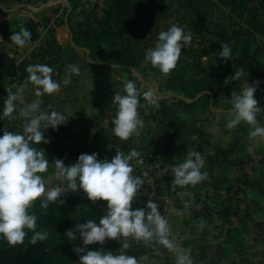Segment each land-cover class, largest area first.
<instances>
[{"label": "crops", "instance_id": "1", "mask_svg": "<svg viewBox=\"0 0 264 264\" xmlns=\"http://www.w3.org/2000/svg\"><path fill=\"white\" fill-rule=\"evenodd\" d=\"M63 1V21L52 26L50 18L60 0H0V112L8 94H17V109L11 119L0 120V133L20 132L30 119L25 115L27 106L39 99V112L68 116L59 127L69 131L72 151L119 149L128 155L135 149L145 166L157 168L155 181L160 184H171L173 167L184 162L190 151H198L207 177L195 186H180L178 193L209 195L218 219L243 194L239 220L245 224L239 226V233L244 240L232 246L246 251L240 264H264V140L250 136L254 127L264 125V80L259 77L264 70V0H106L101 20L95 18L93 8H77L82 0ZM179 24L192 26L198 42L189 52H181L176 67L164 74L144 57L160 31ZM22 28L33 32L30 42L19 47L10 37ZM222 43L232 50L226 62L219 56ZM31 64L53 69L58 93L36 97L26 72ZM69 65L79 72H71ZM242 70L245 76L231 79ZM128 80L138 90L142 126L138 134L121 140L112 131L118 107L114 96L125 94L123 85ZM205 82L217 92L214 106L210 103L184 120L179 117L183 114L173 112L174 120L159 123L162 110H169L178 99L186 101L184 88ZM249 85L257 88L254 95L261 109L257 124L242 121L228 129L231 94ZM148 91L155 104L145 99ZM177 139L180 147L169 146ZM203 227L211 233H222L224 228L206 221ZM201 248L205 255L190 258L196 264H218L227 251L220 240L204 242Z\"/></svg>", "mask_w": 264, "mask_h": 264}, {"label": "clouds", "instance_id": "2", "mask_svg": "<svg viewBox=\"0 0 264 264\" xmlns=\"http://www.w3.org/2000/svg\"><path fill=\"white\" fill-rule=\"evenodd\" d=\"M32 33L27 28L14 32L10 40L17 46L23 47L30 42ZM2 39V37H0ZM190 35L184 34L181 27L172 25L166 31H160L153 48L145 54V62L158 67L164 74L170 73L177 65L181 56L182 42H189ZM222 51L219 56L226 62L232 55V50L227 43L221 44ZM71 72L78 73L79 68L69 65ZM28 79L34 86L36 97L59 92L60 84L52 78L53 69L47 65L31 64L26 68ZM246 73L238 71L231 79H238ZM225 79V84L231 81ZM67 83V81H65ZM257 88L249 85L238 94H231V119L226 123L228 129H234L242 121L250 125L257 124V115L261 109L255 97ZM123 92L114 96V103L118 106L116 117L113 120V133L121 140H128L134 133L138 134L142 121L138 114V90L132 80L124 82ZM145 99L149 103H156V98L151 91L145 92ZM17 94L9 93L4 101L0 120L11 119L17 109ZM41 100H33L27 107L30 119L24 124L23 132L3 131L0 135V238L6 239L11 245L23 243L27 235L26 229L33 230L31 243L48 238L47 232L35 231L37 216L29 214L28 209L39 197H44L41 206L45 209L51 203L63 204V199H58L65 192L63 186H56L46 190L40 173L48 170L49 161L43 151L34 145L41 141L49 143L41 129L51 128L58 130L59 126L66 124L68 116L53 111L51 113L39 112ZM251 137L264 140V125L254 127L250 132ZM140 153L133 149L128 155L118 152L109 159H99L98 153H81L77 160L65 164L63 159L55 160V175L68 182V187L73 191L83 190L87 199L93 205L98 201H106L107 214L99 222L89 219L75 225V230L83 240L85 247L75 248L79 255L80 264H138L135 256L128 255L124 250L130 247L125 242L119 254L103 252L100 249H88L92 244H103L107 239L118 237H131L135 241H142L146 246L153 240L173 251L176 264H193L190 254L185 253L171 239V225L161 215L158 206L153 201H147L145 208H132V201L137 190L143 183L139 176L133 175V166L130 161ZM195 157V159H193ZM205 164L204 158L198 151H190L184 162L173 167L175 179L172 187L177 185L195 186L207 177L201 169ZM182 195V194H181ZM204 221H200L202 228ZM66 235L75 239V232L67 230Z\"/></svg>", "mask_w": 264, "mask_h": 264}, {"label": "trees", "instance_id": "3", "mask_svg": "<svg viewBox=\"0 0 264 264\" xmlns=\"http://www.w3.org/2000/svg\"><path fill=\"white\" fill-rule=\"evenodd\" d=\"M70 5L73 7L72 4ZM65 14L66 12L64 15ZM68 18L66 24L69 31L74 33L73 25L69 22ZM29 30L31 29L29 28ZM31 32L33 31L31 30ZM181 52L187 53L184 49H181ZM259 77L264 80V70L260 73ZM184 91V96L191 99V101L186 102L183 99H178L169 110L161 111L164 118L159 120V123H163L166 120H174V118H172L173 112L183 114L179 117L181 120H184L191 113L196 111L199 112L203 108H208L210 103L213 106L216 104L217 92L207 82L197 84L191 89L184 88ZM23 128L24 126H20L19 128L21 133L23 132ZM2 133L3 132H1L0 135H2ZM39 145L44 148V153L48 157L54 156L56 158L60 156L59 159L66 158L63 154L64 150L62 146L54 141ZM180 145V139L172 141L169 144V146L175 147V149L180 147ZM118 152L122 151L119 149H104L102 152L98 153V158L110 160ZM130 163L133 166V175L139 176L143 181L133 198L132 208H145L147 211H150V209L146 207L147 201H153L157 204L161 215L166 218L165 208L167 202L165 198L160 196L157 186H152L148 183L150 179L155 183L153 170H144V163L136 157L133 158ZM43 199V196L37 198L28 209V212L29 214L37 216V227L35 231L47 232L48 238L45 240H38L35 244H32L31 237L34 233L33 230L29 229L25 230L27 235L23 243L20 244L11 245L6 239L0 238V264H80L79 255L84 253L78 254L74 249L85 246L79 231L75 230V225L86 222L89 219L95 220L98 223L99 219L107 214V202L98 201L97 204L93 205L91 202L85 201L83 194H71L66 190L61 194V197L58 198L65 201L63 204L57 201L51 203L49 207L45 209L41 206V201ZM242 201L240 199L235 201L233 213L236 214L239 211ZM195 215L196 218L201 217L198 214ZM228 222L231 223V220H228ZM70 229L75 232V239L67 237L66 231ZM126 241L130 243V247L124 251L128 255L135 256L136 258L154 250L159 245V243L153 240L146 246L142 241L138 242L131 237L121 236L116 239L106 238L103 244L97 243L88 245L85 251L98 248L103 252L111 251L113 254H119Z\"/></svg>", "mask_w": 264, "mask_h": 264}, {"label": "rangeland", "instance_id": "4", "mask_svg": "<svg viewBox=\"0 0 264 264\" xmlns=\"http://www.w3.org/2000/svg\"><path fill=\"white\" fill-rule=\"evenodd\" d=\"M42 132L44 136L49 139V141H53V135L49 128L43 129ZM43 143L44 142L41 141L39 144ZM56 143L62 146L64 150L63 154L66 156V158L63 160L65 164L74 163L81 153H93L89 151H81L80 153L72 151L69 147V139L63 141L62 143ZM39 144L34 146L37 147L39 151L44 152V148ZM102 150L96 151V153L102 152ZM51 157L45 155V158L49 161L48 170L44 173H40V175L43 177L46 190L56 186H63L65 190L71 194H83L85 201L90 203L91 201L87 199L86 193H84L82 189L79 191H73L67 186V181L63 180V178L56 177L55 160L59 159L60 156L56 158L54 156ZM143 168L144 170H153L154 176L159 173L155 167L144 166ZM148 183L152 186H157L159 188L160 196L165 198L167 202L165 215L166 219L171 225L170 239L185 253L190 254V258H198L202 257L200 255L206 254V252L201 248V245H203L204 242L208 241L210 243H215L217 240H220L226 243L227 251L223 254V258L218 264H240V261L246 255V251H244L242 248H237L238 242L240 240H244L242 239V233H239V226L244 223V220H239V218H241L239 215L241 213H239V211L236 214L233 213L235 208L234 204L225 207L226 213L223 211L225 213L224 217H219L218 219V216L215 215V210L211 209V205H209V202L211 203V198L209 195L201 193L181 195V193H178L180 191V186L177 185L175 189H173V182L171 184L164 182L160 184L156 181L154 183L150 179ZM242 196L243 194H241L240 197V200H243L240 205L244 206L245 199ZM221 213L222 212H219V214ZM195 214H198L201 217L196 218ZM228 220H231V223H229ZM200 221H206L210 226L221 224V226H224L223 232H206L204 227H199ZM232 243L236 244L237 246H232ZM234 252H236V254ZM137 260L138 264H176L175 253L161 244L145 255L137 257ZM192 262L196 264L194 259Z\"/></svg>", "mask_w": 264, "mask_h": 264}, {"label": "built area", "instance_id": "5", "mask_svg": "<svg viewBox=\"0 0 264 264\" xmlns=\"http://www.w3.org/2000/svg\"><path fill=\"white\" fill-rule=\"evenodd\" d=\"M66 6V1L60 0V4L57 6V10L55 13L52 14L50 18V25L55 26V24L62 20L63 18V12L64 8ZM107 7L106 0H82L80 4L77 5V8H93L95 11V18L97 20H101L105 14V10ZM178 27H181L184 30V34L190 35L191 40L189 42H182L183 47L186 52H189L195 45H197L198 37L196 34L195 29L192 26H187L183 24L177 25ZM164 118L163 113H159L157 116L158 120H162ZM52 135H53V141L56 142H63L70 138L69 131L63 128H60L58 130H53L49 128Z\"/></svg>", "mask_w": 264, "mask_h": 264}, {"label": "water", "instance_id": "6", "mask_svg": "<svg viewBox=\"0 0 264 264\" xmlns=\"http://www.w3.org/2000/svg\"><path fill=\"white\" fill-rule=\"evenodd\" d=\"M71 36H72V35H71ZM185 100H186V101H189V99H188V98H186ZM42 129H43V128H42ZM42 129H41V130H42Z\"/></svg>", "mask_w": 264, "mask_h": 264}]
</instances>
